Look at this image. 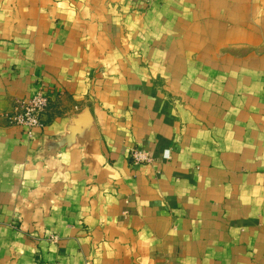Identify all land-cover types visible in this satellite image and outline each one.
<instances>
[{"label":"crops","instance_id":"obj_1","mask_svg":"<svg viewBox=\"0 0 264 264\" xmlns=\"http://www.w3.org/2000/svg\"><path fill=\"white\" fill-rule=\"evenodd\" d=\"M49 263L264 264V0H0V264Z\"/></svg>","mask_w":264,"mask_h":264},{"label":"built area","instance_id":"obj_2","mask_svg":"<svg viewBox=\"0 0 264 264\" xmlns=\"http://www.w3.org/2000/svg\"><path fill=\"white\" fill-rule=\"evenodd\" d=\"M49 105V96L44 89L37 90L32 95L23 100H19L14 111L8 116L10 124L25 128L28 136H32L33 129L44 125V114ZM131 158L135 163L151 162L150 153L143 149L134 147L131 150ZM51 240H57V236L50 237ZM50 264V263H49Z\"/></svg>","mask_w":264,"mask_h":264},{"label":"rangeland","instance_id":"obj_3","mask_svg":"<svg viewBox=\"0 0 264 264\" xmlns=\"http://www.w3.org/2000/svg\"><path fill=\"white\" fill-rule=\"evenodd\" d=\"M150 3H152V2H155V1H158V0H148Z\"/></svg>","mask_w":264,"mask_h":264}]
</instances>
